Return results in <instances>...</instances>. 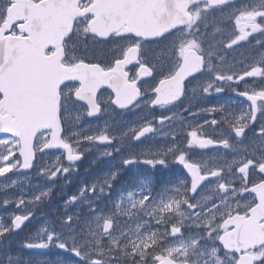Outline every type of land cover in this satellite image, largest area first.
Segmentation results:
<instances>
[{
  "label": "snow or ice",
  "instance_id": "snow-or-ice-1",
  "mask_svg": "<svg viewBox=\"0 0 264 264\" xmlns=\"http://www.w3.org/2000/svg\"><path fill=\"white\" fill-rule=\"evenodd\" d=\"M0 178V264H264V0H0Z\"/></svg>",
  "mask_w": 264,
  "mask_h": 264
},
{
  "label": "flooded vegetation",
  "instance_id": "flooded-vegetation-1",
  "mask_svg": "<svg viewBox=\"0 0 264 264\" xmlns=\"http://www.w3.org/2000/svg\"><path fill=\"white\" fill-rule=\"evenodd\" d=\"M245 49L241 48L238 51L243 52ZM227 96L223 97L222 99H226ZM209 155H211L212 153H208ZM177 172L179 171V169L176 170ZM82 172V170H80V173ZM12 179H19L20 181V185L21 183H28L30 180L27 179L26 177H16V176H12L10 174ZM28 176H30L31 178H33L35 180V176L34 173L30 172L28 173ZM9 183L8 180H5L3 178H0V197H3L6 194H11V193H15L19 191V188H5L4 185ZM21 187V186H20ZM28 190H32L30 189V186L28 185L27 187H25ZM12 211V208H4L2 206H0V217L6 216V213Z\"/></svg>",
  "mask_w": 264,
  "mask_h": 264
},
{
  "label": "rangeland",
  "instance_id": "rangeland-1",
  "mask_svg": "<svg viewBox=\"0 0 264 264\" xmlns=\"http://www.w3.org/2000/svg\"><path fill=\"white\" fill-rule=\"evenodd\" d=\"M95 123H96V122L94 121L93 124H95ZM89 159H90V157H86V158L81 162V164H80V166H79V167H80V170H82V172L80 173L81 175L84 174V168L87 167L88 162H89ZM36 180H37L36 177H35V180H34L33 178H31V180H30L28 183H21L20 186L23 187V188H25V187H27V186L29 185V186H30V189H32V186L36 184ZM73 189H74V186L70 185V186H68V187L66 188V192H67L68 194H71V192L73 191ZM41 259H43V257H42Z\"/></svg>",
  "mask_w": 264,
  "mask_h": 264
}]
</instances>
